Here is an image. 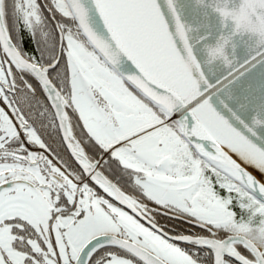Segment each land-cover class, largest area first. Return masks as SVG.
Instances as JSON below:
<instances>
[{
    "label": "snow or ice",
    "instance_id": "snow-or-ice-1",
    "mask_svg": "<svg viewBox=\"0 0 264 264\" xmlns=\"http://www.w3.org/2000/svg\"><path fill=\"white\" fill-rule=\"evenodd\" d=\"M0 264H264V0H0Z\"/></svg>",
    "mask_w": 264,
    "mask_h": 264
}]
</instances>
